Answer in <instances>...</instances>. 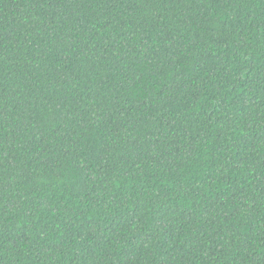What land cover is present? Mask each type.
Wrapping results in <instances>:
<instances>
[{
	"label": "trees",
	"instance_id": "16d2710c",
	"mask_svg": "<svg viewBox=\"0 0 264 264\" xmlns=\"http://www.w3.org/2000/svg\"><path fill=\"white\" fill-rule=\"evenodd\" d=\"M0 264H264V0H0Z\"/></svg>",
	"mask_w": 264,
	"mask_h": 264
}]
</instances>
